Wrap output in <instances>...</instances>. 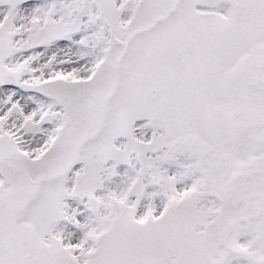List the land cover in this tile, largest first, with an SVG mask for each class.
Segmentation results:
<instances>
[{
    "label": "snow or ice",
    "instance_id": "6c2138e0",
    "mask_svg": "<svg viewBox=\"0 0 264 264\" xmlns=\"http://www.w3.org/2000/svg\"><path fill=\"white\" fill-rule=\"evenodd\" d=\"M0 264H264V0H0Z\"/></svg>",
    "mask_w": 264,
    "mask_h": 264
}]
</instances>
